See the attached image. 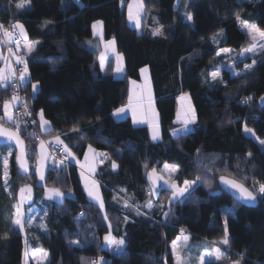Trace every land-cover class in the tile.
<instances>
[{
	"label": "trees",
	"instance_id": "1",
	"mask_svg": "<svg viewBox=\"0 0 264 264\" xmlns=\"http://www.w3.org/2000/svg\"><path fill=\"white\" fill-rule=\"evenodd\" d=\"M128 1L0 0V24L14 29L19 21L27 38L39 41L29 54L20 48L28 69L22 92L35 127L19 129L30 173L19 172L14 150L7 169L0 164V264H22L24 240L47 251L45 264H92L101 258L108 264H174L170 244L181 229L190 233L192 241L212 243L223 237L225 226L231 240L222 247L225 257L206 264H264V198L258 194L256 206L248 207L219 185V178L225 176L258 193L264 183V149L256 140H264V106L258 104L264 94V51L236 63L235 69L242 71L244 64L255 61L240 76L230 78L228 71L215 81L209 76L220 62L218 49L239 51L249 43L237 12L242 20L264 29V0H142L140 33L124 25ZM46 20L51 23L45 25ZM95 21L102 22L104 39L114 40L124 59L122 78L113 76L112 59L102 71L97 53L84 44L92 37ZM157 27L162 34L153 36ZM143 68L148 70L159 116L157 141L151 139L147 126H135L129 118L115 120L112 115L127 103L129 81L140 80ZM37 82L38 91L33 93ZM12 91L11 84L0 86V115ZM181 93L190 97L197 119L187 135L174 137ZM247 97L252 99L245 102ZM41 110L50 125L43 131L38 122ZM245 126L251 132H245ZM73 127L82 131L73 132ZM34 130L46 139L63 135V144L78 159L89 145L107 154L101 155L94 177L102 189L103 211L86 197L78 168L69 157V164L48 167L44 185L71 191L73 197L62 203L43 198L44 189L36 184L31 165L38 144ZM7 147L0 146V151ZM165 164L179 165L174 174L177 184L198 176L200 182L183 202L166 204L169 193L161 190L149 209L147 172L153 167L161 171ZM26 184L32 187L30 205L44 209V225L28 226L22 234L12 218L17 194ZM125 200L139 209L125 207ZM160 203L165 212L171 209L167 218ZM110 229L113 236L126 240L122 254L101 248L102 236Z\"/></svg>",
	"mask_w": 264,
	"mask_h": 264
},
{
	"label": "snow or ice",
	"instance_id": "2",
	"mask_svg": "<svg viewBox=\"0 0 264 264\" xmlns=\"http://www.w3.org/2000/svg\"><path fill=\"white\" fill-rule=\"evenodd\" d=\"M76 2L79 3V0H76ZM17 7L22 8L24 6L23 5H17ZM143 10L144 9H143L142 2L137 3V9H136L135 14L133 13L132 5L131 4L129 5L128 19H129V21H133L135 23V27L138 30L141 29L140 12ZM235 15H236L237 21L240 22L241 29L247 31V34L249 35V37L252 41V43L249 47L242 49L240 55L243 56L247 53H255L258 50L264 51V29L259 28L255 24H250L248 21L242 20L239 12H237ZM187 18L189 21H191L192 15L188 14ZM153 19H155V18H153ZM44 23L46 25L48 23H51V21L46 20ZM99 24H101L100 21H97L93 24L94 35H95V29H96L97 25H99ZM13 27L18 28L20 35L23 36L25 39H27L23 24H21V23H19V21H17ZM0 30L3 31V35L5 37H7L9 40H11L15 35L14 32H10L8 29L4 28L3 25H0ZM161 34H162V32H161L160 27H157L152 31L153 36L161 35ZM37 44H39V41H35V42L28 44L27 45L28 53H31ZM114 44H115L114 40L108 41L106 43V48L112 47L114 50ZM10 52H11V50H10ZM230 52H231V50L228 48H220L219 51L217 52V55H220L221 53H230ZM103 59L104 58L101 57V69L102 70L104 68ZM121 60H122V57H120V55L117 54V61H118L117 68H116L117 72L122 71V67L120 64ZM52 62L55 63V61H52ZM16 63L24 65V68L20 73V80L17 82V83H22L27 79V72H28L27 64L19 56H16ZM254 64H255V61H253L252 65H245V70L246 71L250 70L254 66ZM233 66L234 65H230L229 67L231 68ZM142 71H144V70H142ZM9 72L11 73V66L10 65H9ZM231 74L233 76H240L243 73L233 71ZM11 76H14V73H11ZM11 76H5L4 75V69H0V83H3L5 81L9 80L11 78ZM209 76L212 78L213 81L217 80L218 78H220V69L217 68L215 71L210 72ZM5 86H7V85H5ZM36 91H38V82L33 84V92L35 93ZM184 96L187 97V94H184ZM251 99H252V97H247V98H245V102L247 100H251ZM18 100H19V97L14 94L12 97V101H18ZM261 101H262V103H264V97H261ZM12 106L13 105L8 100L4 101V104H3L4 116L7 118L8 121H14L13 114L10 112V108ZM149 106H150V104H149ZM127 107L132 109L133 123H142L143 120L137 119V107L133 106L131 95L129 97V104L127 105ZM124 112H125V108H119V109L115 110L114 115H119V114L124 113ZM26 114H29V113H26ZM39 116H40L41 129L47 130L50 127V125H49V122L44 119L43 110H41V112L39 113ZM97 119H99V117H97ZM177 119L181 123V127L179 129H173L172 135L174 137H179L181 135H187L192 130L190 128V125L196 123L197 117H196L195 109L192 108L191 105L189 104L184 115L181 116L178 113ZM229 123H231V121H229ZM149 127L152 130V139L154 141L158 140L160 137L159 123H158V119L156 117L154 110H152V115H151V118L149 119ZM17 129H18L17 132H13L9 129L4 128L3 126H0V138L7 137V139H9V140H15L17 145L21 146V151L17 155V161L20 164V168L26 170L28 168V165H27L26 161L24 160V152H23V147H22L23 141L20 139V136H19V129H20L19 124H17ZM71 131L78 132V131H82V130L77 128V127H73L71 129ZM245 132H251V129H248L245 126ZM54 143L58 147L59 146L63 147V152H64L66 158L73 156L71 149L67 145L63 144V141L60 139L59 136L55 137ZM260 143L264 144V141H260ZM40 148H41V153L45 154L44 153L45 142L43 140L40 141ZM89 150L92 151L94 153V155H107V154L95 153L94 150L92 149L91 145H89ZM197 152H199V149H197ZM248 155L250 156L251 154L249 153ZM85 157L87 160V153L85 154ZM4 163H5V169H7V158H5ZM54 163H59L60 165H63L65 163V161L64 160H61L58 162L54 161ZM81 167H83V165H81ZM112 167H113V169L117 168V164L115 163V161H113ZM145 167L147 168L148 165L145 164ZM92 170L94 171V169H92ZM178 170H179V165L170 166L168 164H165L162 171L167 172L168 177H169L168 179H165L164 176L160 172L157 171L156 167L151 168V170L147 172L148 180L150 181V183L152 185V192L158 193L161 190H170L171 191L172 195L169 197V203L177 202V201L183 202V198L186 197V194H190V190L193 189V186L200 182V177L198 176L195 180L185 179L183 181V186H179L177 184V182L171 178L172 175L174 173H176ZM37 171L40 174L41 180L45 179L43 170L38 168ZM5 181L7 182V171H5ZM158 181H163V184H160L159 186H157ZM220 183H221V185L225 186L227 189L234 190L236 193H238L239 197L241 198V200L243 202L254 203L257 199L258 194L261 196V198H264V183L259 184L258 193H254L253 191H250L247 187H245V185L243 183H240L235 179H229L225 176L220 177ZM256 183H259V182H256ZM208 186H209V188H211L210 183L208 184ZM85 187H86V190L88 191L89 197H91L92 199H94L96 201H99L100 208H101V210H103L104 202L99 196V192H98L96 182L95 181L91 182V186H89L86 183ZM27 190L30 191L31 190L30 187L27 188ZM20 191L23 194L26 191V189L21 188ZM46 193L48 194L49 199H57V201L60 203H62L63 199L66 196L71 195L70 192L66 194V193L61 192L58 188H46ZM24 199H25V197L22 195L21 196V203L23 202ZM114 199H115V197H114ZM124 206L125 207H133V208H136L137 210L140 207L139 205H131L129 203V201H127V200H125ZM145 206L148 207L149 209H151L153 207L150 200L148 202H146ZM162 207H163V205H161V208ZM170 212H171V209H169L168 212L164 213L165 218L168 217ZM83 215L84 214L81 213V216H83ZM104 218L107 219V215H105ZM28 222L31 223V220H29ZM13 223L15 225H19L21 227V229L23 228L24 215L21 211L20 205L15 206V214H14ZM180 240H184V241L188 240V236L184 235L183 229H181V234L177 237V239L173 240L172 246H173V255L175 257L176 264H186V261L179 254L178 249H177L178 241H180ZM104 241H105V244L112 251H115V252H118L121 254L123 253L124 247L126 246L125 238L121 237L120 239H116L115 237H113L111 235V229L104 236ZM72 243H77V242H72ZM212 243H213V248H212L211 252H208L207 246H205V252L201 253V257H200L201 264H206L207 257L212 256V255H215L216 261H222L224 259L225 252L221 250L220 246L227 248L231 243L227 226H225L223 237L219 241H214ZM216 245H219V246H216ZM41 255L46 257L47 253H41ZM243 257H244V254L242 253L241 258H243ZM92 264H108V262L102 261V258H101V260L92 261ZM233 264H240V262L235 261V262H233Z\"/></svg>",
	"mask_w": 264,
	"mask_h": 264
},
{
	"label": "rangeland",
	"instance_id": "3",
	"mask_svg": "<svg viewBox=\"0 0 264 264\" xmlns=\"http://www.w3.org/2000/svg\"><path fill=\"white\" fill-rule=\"evenodd\" d=\"M15 24L16 23H14V25ZM250 24H252V23H250ZM240 27H241V25H240ZM11 30L14 31V32H16L21 37V40H22L21 48L23 50V53L24 54H29L28 51H27V45L30 44V43H32L33 41H30L28 38L25 39L23 36H21L18 28H14V29H11ZM24 31H25V29H24ZM242 31H244L246 33V35L248 37V40H249L248 45L242 48V49H244V48L249 47L251 45L252 41H251L249 35L247 34V31L246 30H242ZM19 49H20V44H19ZM242 49L239 50V51H232L231 50L230 53H221L220 54V56H221L220 62H219V64L212 71H215L217 68H219L220 69V78L222 76V72L223 71H228V74H229V77L230 78L235 77V76H233L231 74L233 71L239 72V73H242L243 71H245V65H252V64H244L242 71H238V70L235 69L236 63L237 62H240L242 60H245L246 58L253 57L254 55H257L261 51L258 50L255 53H247V54L241 56L240 53H241ZM218 51H219V49L217 50V52ZM13 57L16 60V56H13ZM9 62L10 61H9V59H7L6 51L3 48L0 47V69H4V75L5 76H11V73H12V71H11V73L9 72V65H11ZM230 65H234V66L230 68L229 67ZM142 70L147 71V68H143ZM220 78H218V79H220ZM10 80H11V78L9 80L3 82V83H0V86L1 87H5V85L10 84ZM12 90H13L12 93H14V90L15 89L12 88ZM12 97H13V94H12ZM12 97L10 99H8V101L13 105L10 108V112H12L13 109H14V111H13L14 121H8L3 116V113H2V115H0V117H1V119L3 121V123H5L6 125H10V126L11 125L12 126H17V124L23 125V126H27V125H24L21 122V120L19 119V117H18V115L16 113L17 101H12ZM3 104H4V102L2 103V109H3ZM154 107H155V105H154ZM38 119H39V129L42 130L41 129V123H40V116H39V114H38ZM33 126L35 127V125H33ZM40 135L41 134H40V131L39 130H37V131L34 130V139H36L38 141V144H37V147H36V153H35L34 160L32 158L33 152L30 151V154H29L30 158H32L31 159L32 160L31 161V165L33 166V169H34V171L36 173V184L38 186L43 187V189H44L43 190V198L45 200L58 202L57 199H49L48 194L46 193V188H51V187H47V186L44 185L45 179L41 180L40 174L37 171L38 168L42 169L43 170V173H44V176L46 177V170L48 169V167H51L53 164H55L54 163L55 160L52 159L49 156V153H48V150H47V146L46 145H45V148H44V153L45 154H42L41 153V148H40V141H41V139L39 138ZM42 137H43V139L46 140V138H44V136H42ZM256 140L260 144V147L262 149H264V144H261L260 143V141H264V140L259 139V138H256ZM93 150H94L95 153L101 154L99 151H96L95 149H93ZM12 152H13V149L10 146H8L4 151H0V164H2L4 168H5V163H4L5 158H7V162H8V158L10 157V155H11ZM86 153H87V160H86V157H85V154ZM96 156L97 157L95 159H98L101 155H96ZM69 159H70V161L73 164H75V165L78 166L79 178H80V181H81V186H82V188H83V190H84V192L86 194V197L90 201H92L93 203L97 204L100 207L99 201H96V200L92 199L91 197H89L88 191L86 190V187H85L86 183L89 186H91V182L95 181L96 182V185H97V188H98L99 196L103 200L101 186H100V184L94 178V171L92 170V169H94V163H92V161H91V155H90L89 147L86 149V152L84 153V155H83V157L81 159H78L74 155L71 156V157H69ZM81 165H83V167H81ZM170 166H173V165H170ZM163 168H164V166H163ZM163 168H162V170H163ZM162 170L161 171H158L157 170V171L160 172L164 176L165 179H168L169 177H168L167 172H164ZM174 174L171 177L173 180H174ZM147 181H148L149 192H150V199L149 200L152 203V200L155 201V199H156V197H157V195L159 194L160 191L158 193L152 192V185H151L150 181L148 180V177H147ZM160 184H163V181H158L157 182V186H159ZM178 185L179 186H183V182H182V184H178ZM29 187L31 189L30 191L27 190V188H29ZM21 188H25L26 189V191L23 194L20 191ZM20 190H19V192L17 194V201L14 204L12 222H13L14 214H15V206L20 205L21 211H22V213L24 215L23 228L21 229V227L19 225H15L14 223L13 224H14L15 227H17L22 232V234H24V229L26 227H28V226H30V227L39 226L41 228L43 227V225H44L43 224L44 209H39V208H37L35 206H31L30 205V203L33 200L32 187L30 185L26 184V185L20 187ZM167 191H168L169 195L164 194V193L161 195V197H163V198H164V196L167 195V199H166L167 200L166 201L167 203L166 204L169 203V197L172 195V193H171L170 190H167ZM69 192L71 193V195L70 196H66L65 198H72L73 197V193L71 191L63 192V193H66L67 194ZM164 192H166V191H164ZM22 195L25 197V199L21 203V196ZM161 205H164V203H160V209L163 210V207L161 208ZM103 210H104V208H103ZM163 212H165V211L163 210ZM81 218H83V217H81ZM29 220H31V223L28 222ZM107 233L108 232L104 233L103 236H102V239H101V242H100L101 248L108 249L109 251H111L113 253H118V252L112 251L105 244L104 236ZM113 237H115L116 239H120L121 238V237H116V236H113ZM205 246H207L208 252H211L212 251L213 243H208V242L199 241V240L192 241L188 237V240L187 241H184V240L178 241L177 249H178L179 254L186 261V264H201L200 257H201V253H204L205 252ZM216 246H219V245H216ZM220 247H221V250H222V247L223 246H220ZM170 251H171V255L173 257V262H174V264H176L175 257L173 255V246H172V243L170 244ZM41 253H47V251H45L44 249H41V248H39V249L32 248L26 242V240H24V245H23V249H22V264H30V263H32V264H45V262L47 261V258H48V254L45 257V256H42ZM208 260H215L216 261L215 255L208 256L207 257V261ZM232 264H233V262H232Z\"/></svg>",
	"mask_w": 264,
	"mask_h": 264
},
{
	"label": "crops",
	"instance_id": "4",
	"mask_svg": "<svg viewBox=\"0 0 264 264\" xmlns=\"http://www.w3.org/2000/svg\"><path fill=\"white\" fill-rule=\"evenodd\" d=\"M138 2H142V0H129L127 2L126 6H125V9H124L123 20H124V25H125V27L127 29H130V30H132L134 32L140 33L141 29L140 30L136 29L135 23L133 21H129V19H128L129 5L130 4L132 5L133 13L135 14ZM141 13H142V11L140 12V18H141ZM95 22H97V21H95ZM95 22H93L92 26H91L92 37L86 39L84 44L89 50L94 51V52L97 53V55H98V63H99L100 69H101V57L104 58L103 59L104 68H103V70L101 69L102 71H104L108 60L112 59L113 60V76L115 78H122L123 75H124V71H125L124 59H123L122 55L117 51L115 44H114V50H113L112 47H107L106 48V43L108 41H111L112 39H104V37H103V24L102 23L97 25V27L95 29V35H94L93 24ZM141 28H142V25H141ZM21 43H22V40H21ZM20 48H21V44H20ZM21 51L23 52L22 48H21ZM117 54H119L120 57H122V60L120 61V64H121V67H122V71L121 72H117L116 71L117 63H118ZM27 80H28V74H27V79L24 81V83ZM184 94H186V93H181L177 97V107H176V114H175V119H174V123L177 126L176 129H179L181 127V123L177 119L178 113L181 116H183L185 111L187 110L189 104L192 107V104H191V101H190V97L188 96V94H187V97H185ZM130 95L132 96V104H133V106L137 107V119L143 120L142 123H133L132 109L127 107V105L129 104ZM149 104H150V106H149ZM154 105H155V103H154V93H153L152 84H151L150 79H149L148 70L147 71H142L140 80H137V81L136 80H130L129 81L127 103L125 105L119 107V108H125V112L121 113L119 115H114V112L116 110L115 109L113 111L112 115H113V118L115 120H121V119H124V118H129L131 120V123L133 125H135V126H147L148 129H149L150 137L152 139V130L149 127V119L151 118L152 110H154V112L156 114V117L158 119V123H159L158 112H157L156 108L154 107ZM119 108H117V109H119ZM1 110H2V113H3V116H4V111L2 109V106H1ZM13 111H14V109H13ZM13 111L11 112L12 114H13ZM38 122H39V119H38ZM192 125H190V127ZM159 132H160V126H159ZM57 136H59L60 139L63 141V138H64L63 135H56V136H53V137H49L46 140H47L48 143L55 144L54 143V139ZM160 137H161V134H160ZM160 137H159V139H160ZM155 141H157V140H155ZM45 145H46V143H45ZM90 155H91V161H92V163H94V177H95V173H96L97 167H98V165L101 162V156L98 159H95L97 156L94 155V153L92 151H90ZM77 168H78V166H77ZM112 169H113V167H112ZM78 172H79V170H78Z\"/></svg>",
	"mask_w": 264,
	"mask_h": 264
},
{
	"label": "built area",
	"instance_id": "5",
	"mask_svg": "<svg viewBox=\"0 0 264 264\" xmlns=\"http://www.w3.org/2000/svg\"><path fill=\"white\" fill-rule=\"evenodd\" d=\"M1 25V24H0ZM8 29L10 32L12 31L8 27H4ZM15 35L14 37L9 40L7 37L3 35V31L0 30V47L3 48L6 51L7 54V59H9V63L11 64V71L14 73V76H11L10 84L12 88H14V93L13 95H17L19 97V100L17 101L16 105V113L21 120V122L24 125H27L31 128H34V119L32 117V112L31 110L27 107L24 94L22 92V88L24 87V82L22 83H17L20 80V73L24 68L23 64H17L16 60L14 59L13 56H19L20 57V49H19V44H20V36L14 32ZM11 50V52H10ZM13 54V55H12ZM29 113V114H26ZM41 140H43L46 143L47 150L49 153V156L54 159L55 161H61L64 160V164H69V159L68 157L66 158L64 152H63V147L62 146H56L55 144H48L45 139H43L42 135L39 136ZM107 157V155H103V158ZM84 217V216H80ZM184 230V229H183ZM181 234V230L176 236L177 237ZM184 235H187L188 237L190 236V233L186 230H184Z\"/></svg>",
	"mask_w": 264,
	"mask_h": 264
},
{
	"label": "water",
	"instance_id": "6",
	"mask_svg": "<svg viewBox=\"0 0 264 264\" xmlns=\"http://www.w3.org/2000/svg\"><path fill=\"white\" fill-rule=\"evenodd\" d=\"M261 97H264V94H262L259 99H258V104L259 106H264V103H262L261 101ZM0 126H3L4 128L6 129H9L13 132H17V130H15L12 126L10 125H6L4 123H1L0 122ZM20 136V139L23 141V152H24V160L26 161L27 165H28V168L26 170L24 169H21L20 168V164L19 162L17 161V155L20 153L21 151V146H18L16 141L15 140H9L7 139V137H3V138H0V146H10L13 150H14V153H15V163L18 167V170L21 174H24V175H27L30 173V163H29V160L27 158V155H26V142L24 140V138H22V136L19 134ZM228 178V177H227ZM229 179H232V178H229ZM219 185L221 187V189L226 192L228 195H230L236 202L242 204V205H245V206H248V207H253V206H256L257 204V199L254 203H246V202H243L241 200V198L239 197V194L236 193L234 190H231V189H227L225 186L221 185L220 183V178H219Z\"/></svg>",
	"mask_w": 264,
	"mask_h": 264
}]
</instances>
